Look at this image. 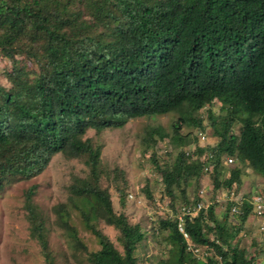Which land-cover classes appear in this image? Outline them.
Here are the masks:
<instances>
[{
	"label": "trees",
	"instance_id": "1",
	"mask_svg": "<svg viewBox=\"0 0 264 264\" xmlns=\"http://www.w3.org/2000/svg\"><path fill=\"white\" fill-rule=\"evenodd\" d=\"M0 52L12 61L9 86L0 84V190L40 173L57 153L81 159L87 174L74 177L67 200L51 210L70 247L83 250L90 264H140L135 250L144 232L114 211L100 185L101 147L85 136L88 129L175 113L171 132L150 126L142 137L146 149L165 137L177 149L158 167L172 202L174 189L198 182L205 165L213 189L225 186L233 195L244 164L264 178V0H0ZM214 100L219 112L208 109L207 116L217 140L201 160L197 146L193 153L182 148L197 140L179 127L203 130L197 110ZM224 156L238 165L226 169ZM36 188L24 190L22 206L44 263L55 264ZM181 194V207L200 201L195 196L190 203L183 189ZM260 194L240 203L231 194L221 216L213 204L185 215L188 238L178 230L177 215L161 218L157 229L170 248L159 263L260 264L264 248L250 253L236 242ZM118 196L124 206L122 189ZM171 209L176 211L173 204ZM230 214L238 226L230 224ZM75 216L99 248L86 249ZM98 220L116 229L121 251Z\"/></svg>",
	"mask_w": 264,
	"mask_h": 264
},
{
	"label": "rangeland",
	"instance_id": "2",
	"mask_svg": "<svg viewBox=\"0 0 264 264\" xmlns=\"http://www.w3.org/2000/svg\"><path fill=\"white\" fill-rule=\"evenodd\" d=\"M12 68V61L0 52V84L9 86L6 74ZM219 102L214 100L211 105L197 110L202 118L204 129L181 124L179 131L195 137L197 144L182 147L187 152L193 153L195 146L201 151L196 155L204 159L206 148L213 145L217 138L212 135L208 124V109L213 113L219 112ZM177 115L173 112L153 117L130 118L120 128H105L100 132L88 129L85 136L101 147L100 160L102 175L100 185L109 192L112 207L115 212H123L129 222L138 223L144 232L135 250V255L140 264H160V260L169 255L170 244L165 240V233L157 229L158 221L165 217L179 214L182 201L181 189L190 203L195 196L204 205H214L216 215L221 216L231 194L227 187L221 186L213 189L209 172L203 171L199 181L182 184L174 189L175 199L172 202L166 194L159 166L171 161L176 148L168 137L157 141L153 148L146 149L142 143L145 129L150 126H161L166 132H171L172 124ZM232 131L238 134L239 124L235 123ZM230 156L223 157V166L233 168L238 162L231 156L232 161H227ZM87 166L79 158H67L60 153L51 157L48 164L40 173L29 179H20L7 184L0 190V264H45L39 244L30 234L28 222L23 209V193L31 184H36L34 202L39 205L46 218V236L50 249L55 258V264H90L85 259L83 250L70 247L64 233L54 224V215L51 207L58 202H64L69 195V186L76 176L83 177L87 174ZM225 172L223 178L227 177ZM241 184L234 190L233 197H251L255 193L264 194V178L256 173L250 166L243 165ZM118 189L124 194V206L120 205ZM172 202V203H171ZM174 205L176 211L171 209ZM229 222L238 226L237 218L230 214ZM74 223L78 236L86 245L87 250L99 248L94 235L86 230L77 216ZM97 227L106 234L118 250H122L117 238L116 229L98 220ZM236 242L245 246L250 253L264 248V216L250 214L242 229L237 235ZM201 250H199L200 252ZM264 264V256L260 259Z\"/></svg>",
	"mask_w": 264,
	"mask_h": 264
},
{
	"label": "built area",
	"instance_id": "3",
	"mask_svg": "<svg viewBox=\"0 0 264 264\" xmlns=\"http://www.w3.org/2000/svg\"><path fill=\"white\" fill-rule=\"evenodd\" d=\"M227 161L231 162L232 161V158L229 157L227 158ZM209 170V166L208 165H205L204 167V171H208ZM231 194L233 195V192H231ZM232 199V198H231ZM235 198H233L234 200ZM238 203H240L241 201V197L237 200L235 199ZM252 205H253V211L256 215L258 216H261L264 214V194H260V195H257L255 196L252 201H251ZM201 208H204V205L202 204L201 201H198L197 203H195L194 205L192 206H182L180 208V212L179 214L177 215V220H178V223H177V227H178V230L180 232H182L183 236L185 238H188V234L187 232L184 230V226H183V217L186 215V216H189L190 218L195 215V213L201 209ZM236 210V207L233 206L232 207V211H235ZM190 247V246H189ZM191 248V247H190ZM199 248L197 247H192V251L195 253V254H198L200 253L199 252Z\"/></svg>",
	"mask_w": 264,
	"mask_h": 264
}]
</instances>
